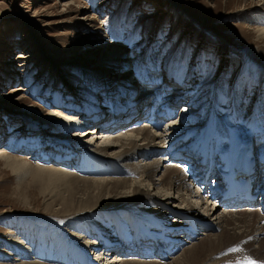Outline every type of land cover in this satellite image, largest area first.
<instances>
[{"label":"rangeland","instance_id":"obj_1","mask_svg":"<svg viewBox=\"0 0 264 264\" xmlns=\"http://www.w3.org/2000/svg\"><path fill=\"white\" fill-rule=\"evenodd\" d=\"M102 1L0 0V149L27 163L15 168L10 163L13 159L0 156L1 263L5 261L3 250L11 252L7 261L21 257L7 246L10 236L23 240L30 249L33 255L27 253L28 260L42 248L68 259L69 252L79 246L75 234H81L80 229L93 220L89 216L69 220L72 216L45 210L46 204L62 202L67 188L62 180L49 178L50 173L40 175L34 167L53 165L64 170L61 163L55 164L65 149L58 142L97 124L62 131L49 119L50 112L66 110L69 105L82 109L93 101L92 94L103 97L99 90L105 88L103 81H133L145 66L152 83L144 86L137 82L132 96L139 94L141 86L165 83V93H171L187 82L192 93L177 104L174 115L178 117L182 104L192 98L197 102L192 108L204 109L197 117L202 122L212 110L217 81L224 97L235 100L237 93L244 109L242 116L250 114L260 90L264 96V87L254 85L264 75V37L256 29L264 14L255 10L261 1ZM70 2L73 4L68 9ZM143 12L155 14L144 17ZM98 32L101 40L128 51L124 70L120 61H99L108 51L101 48L104 44L95 36ZM171 64L170 80L166 77ZM127 69L134 71L127 73ZM260 103L264 110V99ZM259 142L256 140L254 147ZM79 248L82 263L70 262L89 264L94 255Z\"/></svg>","mask_w":264,"mask_h":264},{"label":"bare ground","instance_id":"obj_2","mask_svg":"<svg viewBox=\"0 0 264 264\" xmlns=\"http://www.w3.org/2000/svg\"><path fill=\"white\" fill-rule=\"evenodd\" d=\"M259 1L260 8L255 10L264 14V0ZM72 4H68V9ZM154 14L142 13L144 17ZM256 24L258 34L264 37V15ZM95 36L104 44L101 48L108 51L106 57L99 59L101 63L120 61L122 68L128 65V51L118 48L119 44L113 46L101 40L99 32ZM22 57L25 56H18ZM127 70V73L134 71ZM148 73H151L149 67L145 66L133 81L117 84L98 77L105 83V88L99 89L103 97L95 93L91 96L93 101L82 109L69 105L66 110L49 113L51 122L62 131L97 123L75 131L69 138L65 136L62 140L67 143L58 142L65 149L55 164L61 163L64 170L53 165L34 167L40 175L50 173L49 178L62 180L67 188H64L67 190L64 200L57 207L46 204L47 212L72 216L69 220L84 216L93 220L80 229L81 234L74 233L79 246L67 250L68 259L54 254L52 249L42 248L33 260H28L30 249L23 240L10 236L7 246L21 257L7 261L11 252L3 250L5 261L0 264H74L70 259L82 263L80 246L85 251L93 250L89 255L93 254L94 258L89 259V264L99 261L101 264H236L237 261L248 264L249 260L264 263V209L260 202L226 207L216 193L219 182L200 185L209 166L221 168L247 159L255 162L253 175L259 173L260 165L264 167L262 90L254 95L256 100L250 114L242 116L244 109L237 93L235 100L224 97L217 81L212 110L198 122L197 117L204 109L192 108L197 104L192 98L182 104L180 117L174 115L177 104L192 93L187 82L165 93L168 88L165 83L144 88L152 83ZM170 77L172 64L166 78ZM139 81L144 86L138 95L132 96ZM254 85L263 88L264 75ZM256 140L260 144L254 147ZM0 156L13 159L10 163L15 168L27 165L20 158L5 155L1 149ZM190 156L196 157L194 167L182 162ZM67 167L72 170H66ZM260 195L264 198V188Z\"/></svg>","mask_w":264,"mask_h":264},{"label":"snow or ice","instance_id":"obj_3","mask_svg":"<svg viewBox=\"0 0 264 264\" xmlns=\"http://www.w3.org/2000/svg\"><path fill=\"white\" fill-rule=\"evenodd\" d=\"M237 250L238 249H230V251H237ZM236 264H241V262L240 261H237ZM248 264H257V262L256 261L249 260L248 261Z\"/></svg>","mask_w":264,"mask_h":264}]
</instances>
